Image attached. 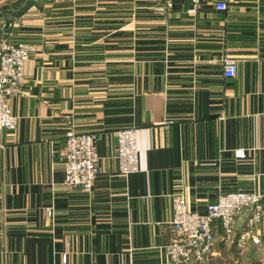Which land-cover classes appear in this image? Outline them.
Here are the masks:
<instances>
[{"label": "crops", "instance_id": "crops-1", "mask_svg": "<svg viewBox=\"0 0 264 264\" xmlns=\"http://www.w3.org/2000/svg\"><path fill=\"white\" fill-rule=\"evenodd\" d=\"M54 1L10 20L20 25L11 34L0 29L34 46L23 91L9 99L17 126L0 130V264H264V215L259 244L219 238L201 262L163 251L175 193L200 213L229 191L264 203V0L224 11L209 1ZM122 126L138 128L140 168L127 176ZM71 129L96 134L88 192L65 185Z\"/></svg>", "mask_w": 264, "mask_h": 264}, {"label": "built area", "instance_id": "built-area-1", "mask_svg": "<svg viewBox=\"0 0 264 264\" xmlns=\"http://www.w3.org/2000/svg\"><path fill=\"white\" fill-rule=\"evenodd\" d=\"M171 6L173 0H166ZM194 5L202 1L213 3L217 10L224 11L234 0H191ZM34 46L28 42H13L8 37L0 40V130L14 129L17 116L13 112L9 99L23 91L26 79V63ZM237 62L227 60L224 74L233 77L237 73ZM95 133L69 130L65 136V185H79L85 191H91L99 170ZM117 154L120 172L127 176L140 168L138 128L122 126L116 130ZM3 145L0 143V148ZM235 156L244 158L247 150L238 147ZM247 216L244 226L237 229L238 217ZM47 215L54 216L53 207L47 208ZM263 194L257 191H229L220 193L216 202L210 203L204 213L191 209L186 195L182 192L173 196V219L171 221L174 239L163 246L166 255L176 262L194 260L201 262L214 252L213 247L219 238L231 239L237 233L243 241L261 243L259 224L263 221ZM218 229L221 234H218ZM62 258L67 260V253Z\"/></svg>", "mask_w": 264, "mask_h": 264}, {"label": "rangeland", "instance_id": "rangeland-1", "mask_svg": "<svg viewBox=\"0 0 264 264\" xmlns=\"http://www.w3.org/2000/svg\"><path fill=\"white\" fill-rule=\"evenodd\" d=\"M18 0H0V29L2 31H6L9 34H11L13 27H18L20 26L17 22L15 23V26H10V20L15 19L16 17H18L19 15L22 14V12H26L29 9L33 8V11H35V15L39 13V8L40 6L45 7L44 9L47 10L49 8V2L50 0H30V1H34L36 4L34 5H30L27 2H25V4L18 10L14 9V4L17 3ZM26 1V0H25ZM56 1H51V4H54ZM5 4L10 5L9 8H3V10L1 9V7ZM47 5V6H46ZM25 24V23H23ZM7 34L1 35L0 36V40L3 37H8ZM9 38V37H8Z\"/></svg>", "mask_w": 264, "mask_h": 264}, {"label": "trees", "instance_id": "trees-1", "mask_svg": "<svg viewBox=\"0 0 264 264\" xmlns=\"http://www.w3.org/2000/svg\"><path fill=\"white\" fill-rule=\"evenodd\" d=\"M25 2H29L28 4H30V5H34V4H36L34 1H30V0H26Z\"/></svg>", "mask_w": 264, "mask_h": 264}]
</instances>
